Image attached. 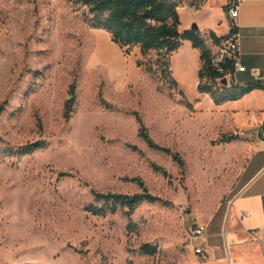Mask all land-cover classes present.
<instances>
[{"label":"rangeland","instance_id":"374dc122","mask_svg":"<svg viewBox=\"0 0 264 264\" xmlns=\"http://www.w3.org/2000/svg\"><path fill=\"white\" fill-rule=\"evenodd\" d=\"M85 10L71 0H0V264H209L188 230L230 220L245 141L186 107L197 97L193 55L181 46L171 54L174 88ZM105 49L127 64L124 74L95 58ZM136 117L182 162L149 147ZM40 140L46 146L31 154H7ZM143 188L158 200L132 212L85 210L102 205L92 191Z\"/></svg>","mask_w":264,"mask_h":264},{"label":"crops","instance_id":"0c3cea01","mask_svg":"<svg viewBox=\"0 0 264 264\" xmlns=\"http://www.w3.org/2000/svg\"><path fill=\"white\" fill-rule=\"evenodd\" d=\"M229 0H181L180 31L197 25L201 35L223 38L230 32L226 13ZM235 19L239 60L243 71L227 76V85H264V0H239ZM193 55L194 87L192 109L212 114L214 129L235 134L245 141L247 160L238 178V192L228 206V223L210 219L200 239L209 264H264V89H253L235 100L215 104L209 94L197 89L200 52L184 41L179 50ZM196 71V72H195ZM206 116V115H205ZM223 234L224 238H221ZM226 241L229 249H226ZM230 259L228 263H226Z\"/></svg>","mask_w":264,"mask_h":264},{"label":"trees","instance_id":"16d2710c","mask_svg":"<svg viewBox=\"0 0 264 264\" xmlns=\"http://www.w3.org/2000/svg\"><path fill=\"white\" fill-rule=\"evenodd\" d=\"M74 4L83 6L87 20L95 28L107 31L111 41L120 48L130 51L138 49L141 59L137 66L143 67L151 73L160 72L162 78L167 79L176 88L177 83L172 78L170 70V56L184 41H189L192 47L200 52V68L198 71L199 84L197 89L200 93L211 96L215 104H221L228 100H235L253 89H264V85L256 82L245 85L222 84V79L234 72L232 61L225 64V72L218 75L210 67V47L206 43L205 36L201 35L196 28L180 31L179 7L181 0H71ZM214 43H220L223 38H217L209 33ZM220 78V82L218 79ZM182 94V93H180ZM184 98V97H183ZM74 100V88L72 87L69 101ZM186 107L192 109L189 103ZM70 109V108H69ZM2 107H0V113ZM68 115V114H67ZM140 124L138 136L145 141L149 147L171 154L175 160H179L177 153L169 148L155 143L148 135L145 127ZM46 146L45 141H35L15 150H7L8 155L18 157L33 153L37 149ZM136 181V179H132ZM95 203L102 205H89L85 210L94 215H106L108 211L115 212L117 207L127 208L132 212L140 203L154 202L158 197L151 195L144 188L141 193L133 195L101 193L92 191ZM145 250H150L145 246Z\"/></svg>","mask_w":264,"mask_h":264},{"label":"built area","instance_id":"2783aa9c","mask_svg":"<svg viewBox=\"0 0 264 264\" xmlns=\"http://www.w3.org/2000/svg\"><path fill=\"white\" fill-rule=\"evenodd\" d=\"M239 0H229L226 6V13L231 20L229 34L220 41V43H214L213 40L205 36L206 43L210 47V67L211 70L222 75L225 72V64L227 61H232L234 71H243L244 66L240 64L239 60V41L237 25L234 22L239 15ZM227 78V77H226ZM220 82V78L218 79ZM199 81H197V86ZM189 235L194 241H198L205 232V225L195 223L189 227ZM195 254L205 257V250L202 247L194 248Z\"/></svg>","mask_w":264,"mask_h":264},{"label":"bare ground","instance_id":"6f19581e","mask_svg":"<svg viewBox=\"0 0 264 264\" xmlns=\"http://www.w3.org/2000/svg\"><path fill=\"white\" fill-rule=\"evenodd\" d=\"M95 58L98 61H101V63L109 65L112 70H115L119 74H124V72H126L127 64L125 65V63L119 60V58H117V56H115L110 50H103V52L97 54Z\"/></svg>","mask_w":264,"mask_h":264},{"label":"water","instance_id":"95a60500","mask_svg":"<svg viewBox=\"0 0 264 264\" xmlns=\"http://www.w3.org/2000/svg\"><path fill=\"white\" fill-rule=\"evenodd\" d=\"M192 28H195V29H196V28H197V25H195V24L192 25ZM227 82H228V81H227V78H223V79H222V84H223V85H226Z\"/></svg>","mask_w":264,"mask_h":264}]
</instances>
